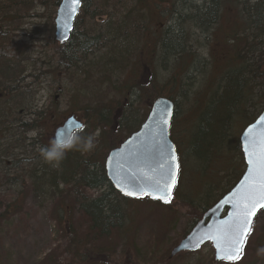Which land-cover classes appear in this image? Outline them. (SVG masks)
Instances as JSON below:
<instances>
[{"label": "rangeland", "instance_id": "obj_1", "mask_svg": "<svg viewBox=\"0 0 264 264\" xmlns=\"http://www.w3.org/2000/svg\"><path fill=\"white\" fill-rule=\"evenodd\" d=\"M222 1L225 3L219 12L218 21L210 31L203 34L193 30L192 23H186L187 30L183 28L187 37L185 53L192 56L184 67L186 71L170 72L169 65L167 73L161 58L157 56L152 58L153 62H143L148 74L143 76L140 66L133 76L127 75L135 83L144 77L140 84L142 89L138 92L139 98L132 104L133 110L139 111V115L134 116L136 121L149 108L146 98L153 100L161 95L177 103L172 137L179 147L184 176L180 194L183 195H186L185 183L189 178L186 176L191 173L190 168L196 166L188 154L193 147V137L185 139L183 132L188 129L185 123L189 115L192 117L191 101L185 97L184 90L188 89L189 83L192 90L202 88L208 94L212 93L221 78V69L237 67L239 63H233L230 59L245 49L244 40L237 43L235 50L230 40L235 30L239 39L243 37L237 24L240 21L237 6L239 0ZM52 2L13 0L8 5V17L3 22L0 14V95L7 100V107L3 111V101H0V264H224L215 262L210 243L196 252L169 258L171 250L197 218L196 212L181 202L174 201L168 206L147 199L124 202L126 216L122 228L99 237L90 230L79 208L84 198H96L101 192L75 185L64 189L67 194L62 197L58 194L42 196L32 191L29 171L32 166L41 163L40 157L37 158L39 146L31 145L32 138H39L41 145H47L54 125L74 115L86 125L87 133L96 135V147L92 151L98 149L100 152L103 147H99V141L110 142L120 137V134L111 127L98 130L93 128L95 125L89 119L88 110L98 104L109 107L114 117L117 111L120 112L118 103L126 105L130 98L121 102L112 89V83L96 73L99 69L93 71L94 67L88 66L89 75L79 79H70L71 74L67 76L63 70L67 63L58 58L60 46L55 42L53 20L56 9ZM127 3L128 0H117L102 9L116 16L127 12L126 9L130 8ZM4 4L0 0V5ZM186 15L191 21V15ZM84 19L87 21L81 24H84L85 32H91L101 39L110 27L103 17ZM159 22H154L158 34L161 29ZM95 42L98 44L96 40L89 44L94 45ZM72 60L71 64L73 62L79 68L85 67L75 57ZM78 75H81L80 70ZM113 85L116 87L118 84ZM76 91H80L84 97H75ZM41 108L49 111L50 116L41 123L37 122V131L25 134L22 128H16L21 119L27 122L28 117L24 114ZM237 125L233 127L232 138L238 141L244 124L240 122ZM101 130L104 131L103 140L98 137ZM237 146L239 148V142ZM238 162H232L236 169L240 168ZM218 187L213 192H218V189L222 192V185L218 184ZM261 246H264V210L256 217L244 246L243 258L234 264H264V255H257Z\"/></svg>", "mask_w": 264, "mask_h": 264}, {"label": "trees", "instance_id": "obj_2", "mask_svg": "<svg viewBox=\"0 0 264 264\" xmlns=\"http://www.w3.org/2000/svg\"><path fill=\"white\" fill-rule=\"evenodd\" d=\"M3 1L5 4L0 5L1 22L8 17L6 13L7 10L10 9L8 5H11L13 0ZM81 1L82 7L80 16L82 15V18H79V16L77 17L74 22V29L76 23L87 21L84 18L93 20L94 18L103 17L104 19L106 18V22L109 25L115 27L114 29L128 30L129 33L128 36L125 37L127 39V42H125L127 44L126 48L123 52L117 53L116 57H114L115 61H111V52L106 48L105 57H107L108 63L103 67H95L93 70L96 71L99 69L96 73L112 83V89L116 91L120 101H126L130 97L128 99L129 102L126 105L118 103L120 112L117 111L114 117H112L109 107L108 109L107 107L95 104L90 109L88 108L89 119L94 120L93 124L95 126L93 128L98 130L100 128L111 127L113 131L117 129L116 133H119L120 137L117 136L109 140L110 142L106 140L103 142L99 141V147H103V150L100 152L98 149L91 152L70 151L58 168L52 167L43 162L40 158L41 163L38 164V166H32V170L29 171L31 175L29 179L30 184L33 186L32 191L42 196H45V194H58L62 197L64 195L62 192L70 185L79 186L85 190L102 189V193L98 197L90 199L84 198L80 203L79 209L80 213L87 219L90 230L96 232L99 237H103L109 235V233L114 230L119 231L122 228L121 224L126 216L123 203L128 202L127 199H123L114 191L113 187H111L105 176L103 162L111 149L118 147L121 141L132 135V133L143 124V120L148 112L145 111L141 118L136 121L134 116L139 115V111L132 110V104L137 102L139 93H133L131 88L118 90L113 84H118V78L120 76L126 77L129 74L133 76L140 66L143 71L147 72V66H144L143 62H153L152 58L157 56L161 58L165 71H167L166 68L169 65L170 68L168 71L170 72L172 70L173 72L178 71L180 73L183 70L186 71L184 67L192 56H190L191 54L188 55L185 53V46H187L185 41L187 37L183 28L185 27L187 30L186 23L190 25L192 23L191 29H205L206 31L207 28L217 23L219 12L225 1L202 0L203 5L197 17L192 18L191 16V21L187 19L189 16L186 15L187 13L185 14V12H189L193 8L189 6L182 8L180 0H128L127 5H129L130 8L126 9V13L116 14V16L115 14L109 15V11H103L102 7H106L117 0ZM52 3L53 7L56 9L59 5V0H53ZM4 6L5 8L2 10ZM237 6L238 16L240 17V21L237 23L240 28L238 31L243 33V37L239 39L237 30H235L231 33L232 39L230 40L234 50L237 43L240 42V40H244L245 49L239 51L237 56L234 57V59L231 58L230 61L233 63L238 62L239 65L224 73L225 75L222 77H225L221 78L225 80L228 77L226 79L224 92L220 95L219 93L216 94L219 89L218 86L216 92L213 94L210 93L208 95L209 98L206 99L199 114L194 117L189 115L185 123L188 129L183 131L185 132V139H187L188 136L193 137V146L197 145L199 147V154H209L211 149L216 146V149H213L214 154L201 162V166L196 165L192 173L188 175L189 178L186 180L187 183H185L186 195L180 194L181 187L183 186V177H181L180 171L176 190L171 199V202H181L196 212L197 218H195L193 222H197L208 208L213 206L214 203L225 195V193L230 191L243 175L244 163L242 162V155L237 146L238 141L232 138V132L234 131L233 127L238 126L237 124L240 122L244 124V127L251 124L255 120V117L264 111V0H239L237 1ZM155 20L160 21L159 23L161 24L159 34L156 32L154 26ZM72 33L69 41L61 46L58 58L67 63L65 67L67 76L69 77L71 74L70 79H79L81 76L84 77L85 75H89L90 71L87 69V65H84V68H79L78 65L73 62L71 64L73 55L71 56V54L68 53L70 49L69 46L72 42L77 44L78 41H85L82 36L77 35L74 37ZM153 37L154 39L152 40ZM117 41H119L118 38L116 42ZM111 43L115 42H112V40L111 42L108 40L106 42V44L109 45ZM73 47L76 48L75 46ZM123 60L125 61L122 63ZM253 60L263 63L260 65L262 75L259 76L256 74L259 69L258 63L255 69L248 72L246 71L253 77V82L248 85L247 92L244 94L242 92L241 96L238 95L239 91L233 94L236 89V86L233 85L235 83L234 75L244 71V68L247 69V62ZM114 63H118V65L112 67L111 65ZM79 70L81 75H78ZM168 71L167 73H169ZM173 81L174 79L172 78V82ZM134 84L136 88L141 91V83L134 82ZM255 90L259 93H256ZM75 97L83 98L84 95L81 94L80 91H76ZM156 97H166L170 99L175 106L177 105L173 99L167 96L157 95ZM146 100L148 106L153 102L150 98H146ZM21 110L22 108L20 111ZM191 112H193V110ZM176 113L177 110L175 111V115ZM48 114L49 111L43 108L37 111H30L29 114H24V116L28 117V120L27 122H21V125L23 124V127L26 128L22 130L23 133L27 134L32 131H37V122L41 123V121L50 116ZM174 119L170 133L171 139L175 144L172 137V131L175 125ZM199 125H202L199 129V135H196L195 132L192 133L194 127ZM86 131L87 128L86 125H84V128L76 133H80L83 136L91 134ZM98 134V137L103 140L104 131L101 130ZM40 142L41 140L39 138H32L31 145L39 147L46 146L43 143L41 145ZM190 149H193V147ZM229 154L230 156L228 157ZM39 157L37 156V158ZM231 158L232 161L230 160ZM237 160L239 161L238 163H240L239 169H236V167H234L235 165L232 164V162L235 163ZM218 184L222 185V187H220L222 192H219V189L218 192H213L216 188H219ZM60 186L63 188L60 189ZM192 226L190 228H192Z\"/></svg>", "mask_w": 264, "mask_h": 264}, {"label": "water", "instance_id": "obj_3", "mask_svg": "<svg viewBox=\"0 0 264 264\" xmlns=\"http://www.w3.org/2000/svg\"><path fill=\"white\" fill-rule=\"evenodd\" d=\"M59 2V6L55 13L56 17L54 19V35L56 36V41L61 45L70 38L69 35L74 25L73 22L81 8L82 1L80 0L78 5H73L71 0H59ZM73 7L76 9L74 13L72 12ZM174 112V104L172 101L166 98H157L150 106L149 113L143 121V125L136 132L132 133L129 138L121 142L118 148L111 150L107 155L103 166L105 175L113 189L117 191L121 197L134 200L135 198L148 197L152 201L164 203L162 200L154 198L165 194L163 191V184H161V191H158L153 185L168 172L169 166L172 165L176 180L175 185L167 190L170 201L175 190L174 188L179 172V166L176 167L178 165V155L175 145L170 140L169 133ZM165 118H167L168 124L163 125L164 136L161 138L158 125H162ZM71 122H75L82 127L74 129L69 135L66 130L70 127ZM82 128L83 125L76 116H69L53 128L49 138L51 139L54 136H58L63 139L66 136H71L74 132ZM249 129L252 131L249 132ZM262 132H264V111L256 117L252 124L244 128V131L239 137L240 152H242L243 162L245 163V170L242 177L232 190L226 193L225 196L203 214L190 234L183 238L182 241L178 243V246L171 250L170 258L182 252L193 253L203 247L205 243H211L215 254V261L225 264L233 263L227 260H217V249L214 240L210 238L209 230L221 225L223 221H227L231 217L233 208L230 201L233 199V194L243 187L249 174L248 157L245 151L246 136L255 139L257 145H259ZM173 154L176 156L174 162L171 160ZM161 164H163V167H161ZM142 188L144 192H141ZM121 189L132 191L135 195L126 196ZM263 209L264 208L258 209L255 217H253V222L259 211ZM185 245H187V247H185ZM197 245H199V247H197Z\"/></svg>", "mask_w": 264, "mask_h": 264}, {"label": "snow or ice", "instance_id": "obj_4", "mask_svg": "<svg viewBox=\"0 0 264 264\" xmlns=\"http://www.w3.org/2000/svg\"><path fill=\"white\" fill-rule=\"evenodd\" d=\"M71 3L78 5L80 0H71ZM75 10V7H73L72 12L74 13ZM167 124L168 120L165 118L162 125H158L161 138L164 136L163 125ZM79 127L82 126L71 122L66 132L70 135L74 129ZM248 131L251 132L252 130L249 129ZM245 151L248 157L249 174L243 187L233 194V199L230 201L233 208L231 217L227 221H223L221 225L209 230L210 238L214 240L217 249V260H227L233 262V264L243 258L244 245L252 232L253 217H255L258 209L264 208V132L261 133L259 145H257L255 139L246 136ZM171 160L173 162L176 160L174 154L171 156ZM161 167H163V164H161ZM175 180V172L172 170V165H170L168 172L153 185L158 191H161V184H163L165 194L154 198L169 203L167 190L175 185ZM121 191L126 196L135 195L127 189H121ZM141 192H144L143 188Z\"/></svg>", "mask_w": 264, "mask_h": 264}, {"label": "bare ground", "instance_id": "obj_5", "mask_svg": "<svg viewBox=\"0 0 264 264\" xmlns=\"http://www.w3.org/2000/svg\"><path fill=\"white\" fill-rule=\"evenodd\" d=\"M180 4H181L182 8H186L187 6H189L190 8H193L191 11L187 12L189 15L192 16V18L197 17V15L200 11V8L203 5L202 0H180ZM214 26L215 25L210 26L209 28L206 29V31H205V29H195V30H199L201 33L205 34L206 32L210 31ZM83 27H84V25H82L81 23H76L75 29H74V27L72 28L71 33L73 32L72 34L74 35V37L77 35L82 36V38H84L85 41H78L77 44L72 42V44L69 46L70 49H69L68 53H70L71 56L73 55V57L78 58L79 61L82 62L84 65H87V67L90 66V67L95 68L98 66H100V67L105 66L106 63H108V59H107V57H105V54L107 51L106 48L108 50H110V52H111L110 53L111 61H115L114 57H116L117 53L123 52V50L126 48L127 44L125 42H127V39L125 37L128 36V34H129L128 30L125 31L124 29H120V30L114 29L115 27L110 25V27L108 28L109 30L107 29L103 33L102 39H101L100 37H98L97 35H95L91 32H85ZM71 33H70V35H71ZM105 35H106V37H105ZM117 38L119 41L116 42ZM94 40H96L98 42V44L96 42L94 43V45L89 44L90 41L94 42ZM107 40L110 42L112 40V42H115V43H111L110 45L106 44ZM55 42L58 45V42L56 41V36H55ZM73 46H75L76 48H74ZM60 48H61V46H60ZM58 52H59V49L56 53H58ZM89 52H91V53H89ZM124 61L125 60H123L122 63ZM258 63L259 62L255 61V60L248 61L247 62V65H248L247 69L244 68L243 69L244 71H242L239 74L234 75L235 83L233 85L236 86V89L234 90L233 94H236L239 91L238 95L241 96L242 92H243V94L247 92L248 85L253 82V77L247 72L255 69L257 67ZM261 64H263V63H261V62L259 63V66H258L259 69L256 73L259 76L262 75V72L260 71L261 70V68H260ZM117 65H118V63H114L111 66L115 67ZM232 68H234V67H230L228 69H225V68L221 69L220 77L225 75L224 73L228 72ZM63 70L66 72L65 67L63 68ZM146 73L148 74V71L147 72L143 71V76ZM143 76L141 77L140 83H142L144 81ZM224 77H222V78H224ZM222 78H220V80H218V85H216L217 86L216 89H213L212 94L217 91L218 86H219V89L216 92V94L219 93V95H220L222 92H224V88L226 86L225 85L226 79L228 77L225 80ZM118 79H119V82H118L119 85H116L118 90L131 88L133 90V93L139 92V90L136 88V86L134 84V80H130V78H127V76L126 77L120 76ZM202 79H204V78H202ZM187 87H188V89L184 90V92H186L185 97L186 98L188 97V100L191 101V106H192L191 109L193 110L192 116L194 117L195 115L199 114V112L202 110L206 99L209 98L208 95L210 93L208 94L207 91H204L202 88L198 89V91L192 90L189 83L187 84ZM256 93H259V92L256 91ZM93 121L94 120L92 119V122ZM21 122L23 123L22 119L18 123L19 127H16V128H18V129L22 128V130H25L26 128L23 127V124L21 125ZM200 126L202 127V125L194 127V131H195L196 135L197 134L199 135V129L201 128ZM243 131H244V128L241 131V133L239 134V137ZM239 137H238V142H239ZM213 149L215 150L216 146ZM213 149H211L209 154L203 155L201 153L199 154V151H200L199 147L197 145H194L193 149H191L190 152H188V154L191 155L192 162H194L195 165L201 166V164H202L201 162L210 158L214 154ZM38 157H39V155H38ZM190 169H191V173H192V170H194V168H190ZM181 177H182V169H181ZM186 177H188V176H186ZM96 190L102 193V189L101 190L96 189ZM62 193L65 194V196L67 194L65 192H62ZM101 193L99 195H101Z\"/></svg>", "mask_w": 264, "mask_h": 264}, {"label": "clouds", "instance_id": "obj_6", "mask_svg": "<svg viewBox=\"0 0 264 264\" xmlns=\"http://www.w3.org/2000/svg\"><path fill=\"white\" fill-rule=\"evenodd\" d=\"M96 147V135L83 136L76 133L61 139L58 136L51 138L46 146L39 147V156L43 162L58 168L66 158L68 152L77 150L91 152ZM257 255H264V246L257 250Z\"/></svg>", "mask_w": 264, "mask_h": 264}, {"label": "flooded vegetation", "instance_id": "obj_7", "mask_svg": "<svg viewBox=\"0 0 264 264\" xmlns=\"http://www.w3.org/2000/svg\"><path fill=\"white\" fill-rule=\"evenodd\" d=\"M2 97H3V96L0 95V98H1L0 101H3L2 104H1V106H2L1 111H3V110L7 107L6 104H5L7 100L5 101Z\"/></svg>", "mask_w": 264, "mask_h": 264}]
</instances>
